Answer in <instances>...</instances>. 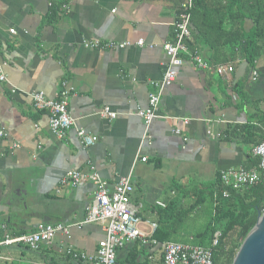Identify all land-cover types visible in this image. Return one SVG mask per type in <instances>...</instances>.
<instances>
[{
	"label": "crops",
	"instance_id": "0c3cea01",
	"mask_svg": "<svg viewBox=\"0 0 264 264\" xmlns=\"http://www.w3.org/2000/svg\"><path fill=\"white\" fill-rule=\"evenodd\" d=\"M182 1L69 0L51 21L52 0H0V65L7 76L0 81V131L7 133L0 134V204L4 207L11 198L22 212L10 220L0 212V235L4 237L6 223L17 232L33 231L40 222L72 225L70 237L59 233L39 250L0 247V264H92L66 254L69 246L93 254L106 235L101 223L76 225L85 219L96 186L62 187L61 179L71 169L95 168L111 187L120 176L131 175L141 228L154 237L162 224H175L179 231L190 215H199L203 204L187 214V198L201 185L215 183L223 170L258 167L252 150L264 138V51L256 79L243 58L233 61L235 70L227 76L187 59L164 91V116L147 128L137 115L164 74L169 57L163 44L174 39ZM252 24L248 19L246 30ZM139 39L144 46L137 44ZM93 40L130 45L84 44ZM64 81L73 88L69 108L77 126L98 136L92 145L83 143L77 127L57 137L48 111L34 105L31 93L44 91L56 98ZM105 107L118 116L101 115ZM187 117L192 118L189 124ZM178 128L181 134L174 132ZM11 174L22 182L4 194L5 177ZM172 201L183 208L165 212ZM149 247L140 257L153 254L155 264H162L161 242ZM122 251L120 261L126 256Z\"/></svg>",
	"mask_w": 264,
	"mask_h": 264
},
{
	"label": "built area",
	"instance_id": "2783aa9c",
	"mask_svg": "<svg viewBox=\"0 0 264 264\" xmlns=\"http://www.w3.org/2000/svg\"><path fill=\"white\" fill-rule=\"evenodd\" d=\"M67 4L64 6L66 7ZM194 0H183L180 6V13L175 22V36L172 41L163 44L169 60L162 78L154 82V90L149 93V103L146 108H140L137 115L144 119L147 128L158 117H163L160 113V105L166 88L171 86L176 80L179 68L182 67L187 59L191 60L196 66L202 69H214L218 74L227 76L231 74L235 67L233 61L212 63L199 51H193L188 45V40L192 37L191 19ZM15 32V29H11ZM86 46L110 48H124L130 45V42L107 41L101 43L99 40L84 41ZM137 44L145 45L144 39H139ZM153 46V45H152ZM259 73L253 68V77L256 79ZM0 81H7L4 67L0 65ZM72 87L68 81H64L62 89L56 98H49L44 91L31 93L34 105L37 109L47 110L50 118V126L55 135L64 138L68 131L77 127L78 134L86 146L94 144L98 136L89 134L85 129L77 126L75 118L72 116L69 108ZM15 92L16 89H13ZM100 114L114 119L118 116L116 111L110 107H105ZM192 118H185L186 124L191 122ZM177 134H181V129H175ZM1 135H7L2 130ZM188 140V137H185ZM15 146H19L16 144ZM253 155L259 159L258 167L247 168L241 166L238 168H229L223 170L220 174V188L214 192L215 204L218 203L220 195L229 197L230 189H242L259 184L264 181V139L254 145ZM144 157L143 160H146ZM93 183L96 188L93 200L88 207L85 219L76 225L85 223H101L106 231L105 238L99 242L95 253L90 254L80 251L73 246L66 249V254L75 260L90 262L92 264H119L118 250L127 244L139 240L143 244L156 245L159 241L155 237H150L141 228L142 217L140 215V204L132 199L135 186L131 175L120 176L111 187L110 183L103 178L99 171L92 168L90 171L71 169L62 177L61 186H83L87 183ZM165 206L162 201L157 202ZM70 224L40 222L33 231L12 234L7 231V225L4 224L6 233L0 238V247L22 245L31 250H39L43 244H51L59 233H64L67 237L71 236ZM153 231L157 224L151 223ZM221 231L215 233L212 246L196 244L192 242H182L168 240L161 242L163 264H214V247L219 243ZM153 254L148 256V264H155Z\"/></svg>",
	"mask_w": 264,
	"mask_h": 264
},
{
	"label": "trees",
	"instance_id": "16d2710c",
	"mask_svg": "<svg viewBox=\"0 0 264 264\" xmlns=\"http://www.w3.org/2000/svg\"><path fill=\"white\" fill-rule=\"evenodd\" d=\"M67 2L69 0H52L51 21L57 18L63 4ZM248 19L253 24L246 30ZM191 29L192 37L188 40L191 50L205 53V57L212 62L243 58L255 68L264 51V0H194ZM208 50L210 53H207ZM238 93L244 101L245 92L239 89ZM220 175L215 183L203 184L195 194L192 193L197 198L187 205V214L204 204L208 198L213 203V212L204 231L188 242L212 246L215 233L221 231L219 243L214 247V264H232L244 239L256 225L260 211L264 212V181L248 188H232L229 197L220 195L215 204L214 192L220 188ZM170 208L180 210L183 205L172 201L163 210L168 213ZM6 224L7 231L12 234L26 232L12 231L9 223ZM177 231L175 224H162V227L158 226L154 237L159 242H165L172 240L171 236ZM120 250L126 256L120 261L118 255L119 264H148V259L143 260L140 254L148 253L149 245L136 240L119 249L118 253Z\"/></svg>",
	"mask_w": 264,
	"mask_h": 264
},
{
	"label": "water",
	"instance_id": "95a60500",
	"mask_svg": "<svg viewBox=\"0 0 264 264\" xmlns=\"http://www.w3.org/2000/svg\"><path fill=\"white\" fill-rule=\"evenodd\" d=\"M22 179L17 174L6 176V188L3 193L8 194L11 192L13 186L22 182ZM0 212H4L9 220L13 217V214L16 216L22 214L11 198L7 200L4 207L0 204ZM232 264H264V212L260 211L256 225L244 239Z\"/></svg>",
	"mask_w": 264,
	"mask_h": 264
},
{
	"label": "rangeland",
	"instance_id": "374dc122",
	"mask_svg": "<svg viewBox=\"0 0 264 264\" xmlns=\"http://www.w3.org/2000/svg\"><path fill=\"white\" fill-rule=\"evenodd\" d=\"M196 198L197 197L194 194L189 195L186 202L187 205L195 202ZM202 206L203 209L198 212L199 215H190L188 220L182 224L179 231L171 236L172 240L182 242L192 241V237L204 231L206 225L212 218L213 203L208 198Z\"/></svg>",
	"mask_w": 264,
	"mask_h": 264
}]
</instances>
